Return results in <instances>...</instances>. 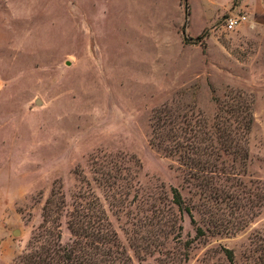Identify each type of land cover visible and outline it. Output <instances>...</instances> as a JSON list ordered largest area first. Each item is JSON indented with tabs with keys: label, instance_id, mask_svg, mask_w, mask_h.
Returning <instances> with one entry per match:
<instances>
[{
	"label": "rangeland",
	"instance_id": "374dc122",
	"mask_svg": "<svg viewBox=\"0 0 264 264\" xmlns=\"http://www.w3.org/2000/svg\"><path fill=\"white\" fill-rule=\"evenodd\" d=\"M235 14L247 20L226 29ZM234 113L253 122L225 198L151 143L171 118ZM90 187L134 264L169 250L174 264H231L225 248L264 264V0H0V264L28 249L53 190L70 243L67 214ZM173 187L180 236L157 247L146 201L169 208Z\"/></svg>",
	"mask_w": 264,
	"mask_h": 264
},
{
	"label": "trees",
	"instance_id": "16d2710c",
	"mask_svg": "<svg viewBox=\"0 0 264 264\" xmlns=\"http://www.w3.org/2000/svg\"><path fill=\"white\" fill-rule=\"evenodd\" d=\"M236 109L238 111V108ZM167 122L168 118L165 124ZM223 122H228L229 125H221ZM252 122V118L234 113L227 120L221 115L215 116L210 126H204L201 124L202 120L198 119L194 124L190 120L191 125L186 128H177L178 121L171 118L168 123L170 127L154 126L151 143L168 155H179L181 165L198 181L196 185L207 188L211 197H220L225 195V191L221 192L226 188L224 182L238 174L237 165L242 166L248 158L247 142ZM206 123L208 122L205 121ZM233 123L236 125H232ZM104 180V184L111 182L107 177H104ZM107 186L109 188L111 183ZM56 195L63 205L64 196L53 190L46 203L44 221L30 239L28 249L16 259V264H134L99 196L91 187L76 195L73 209L67 214L74 239L70 243H63L58 222L62 206L55 201ZM258 197L260 204H263L264 193H258ZM169 200L167 209L155 202L146 201L147 210L151 211L147 219L153 226L158 227L155 231L159 240L157 247L165 248L170 240L176 241L180 236L182 225L173 208L174 205L182 204V195L177 188H172ZM55 205H59V210L54 211ZM187 210L190 212V209ZM220 224L221 221L216 223V227ZM198 232L204 233L202 227H198ZM160 234L164 240L159 238ZM147 237H144L145 244H152ZM224 250L229 262L234 264V252L229 248ZM161 252L167 253L168 258H171L168 263L166 259L160 258L162 264L175 263L170 254L175 252Z\"/></svg>",
	"mask_w": 264,
	"mask_h": 264
},
{
	"label": "built area",
	"instance_id": "2783aa9c",
	"mask_svg": "<svg viewBox=\"0 0 264 264\" xmlns=\"http://www.w3.org/2000/svg\"><path fill=\"white\" fill-rule=\"evenodd\" d=\"M246 20H247V16L245 14L231 15L227 18L225 22V28L228 30L235 29Z\"/></svg>",
	"mask_w": 264,
	"mask_h": 264
},
{
	"label": "water",
	"instance_id": "95a60500",
	"mask_svg": "<svg viewBox=\"0 0 264 264\" xmlns=\"http://www.w3.org/2000/svg\"><path fill=\"white\" fill-rule=\"evenodd\" d=\"M38 103H39V101H37ZM19 231H14V233L16 234V233H18Z\"/></svg>",
	"mask_w": 264,
	"mask_h": 264
}]
</instances>
